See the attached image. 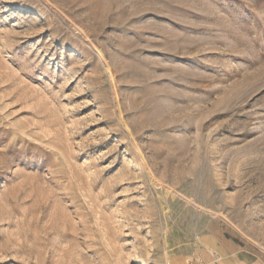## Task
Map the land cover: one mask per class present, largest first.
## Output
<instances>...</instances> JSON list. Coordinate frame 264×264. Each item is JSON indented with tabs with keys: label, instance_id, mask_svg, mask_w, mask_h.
Here are the masks:
<instances>
[{
	"label": "rangeland",
	"instance_id": "rangeland-1",
	"mask_svg": "<svg viewBox=\"0 0 264 264\" xmlns=\"http://www.w3.org/2000/svg\"><path fill=\"white\" fill-rule=\"evenodd\" d=\"M264 264V0H0V264Z\"/></svg>",
	"mask_w": 264,
	"mask_h": 264
},
{
	"label": "crops",
	"instance_id": "crops-1",
	"mask_svg": "<svg viewBox=\"0 0 264 264\" xmlns=\"http://www.w3.org/2000/svg\"><path fill=\"white\" fill-rule=\"evenodd\" d=\"M212 264H219V263H212ZM220 264H263L261 261L259 260H255V259H252L251 261H249L248 258L246 257H242V256H235V257H226L224 258Z\"/></svg>",
	"mask_w": 264,
	"mask_h": 264
}]
</instances>
